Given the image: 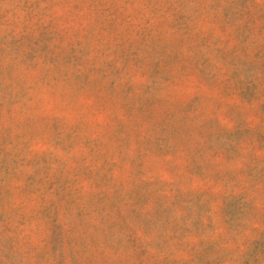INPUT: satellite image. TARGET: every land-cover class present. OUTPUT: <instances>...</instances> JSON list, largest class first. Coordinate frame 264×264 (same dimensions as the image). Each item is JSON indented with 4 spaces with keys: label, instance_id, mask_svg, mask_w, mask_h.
Segmentation results:
<instances>
[{
    "label": "rangeland",
    "instance_id": "rangeland-1",
    "mask_svg": "<svg viewBox=\"0 0 264 264\" xmlns=\"http://www.w3.org/2000/svg\"><path fill=\"white\" fill-rule=\"evenodd\" d=\"M0 264H264V0H0Z\"/></svg>",
    "mask_w": 264,
    "mask_h": 264
}]
</instances>
